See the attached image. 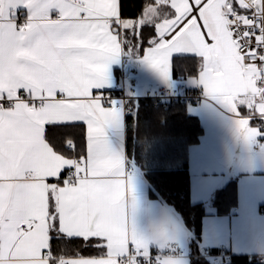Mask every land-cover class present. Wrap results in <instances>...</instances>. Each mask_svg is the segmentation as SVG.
<instances>
[{
	"label": "snow or ice",
	"instance_id": "obj_1",
	"mask_svg": "<svg viewBox=\"0 0 264 264\" xmlns=\"http://www.w3.org/2000/svg\"><path fill=\"white\" fill-rule=\"evenodd\" d=\"M134 5L0 0V264H181L152 256L163 231L129 225L135 190L107 138L121 111L101 91L122 55L165 79L198 58L189 75L237 134L264 135V0H142L128 17Z\"/></svg>",
	"mask_w": 264,
	"mask_h": 264
},
{
	"label": "crops",
	"instance_id": "obj_2",
	"mask_svg": "<svg viewBox=\"0 0 264 264\" xmlns=\"http://www.w3.org/2000/svg\"><path fill=\"white\" fill-rule=\"evenodd\" d=\"M136 62V65L133 62ZM135 70L136 72H133ZM198 74V73H197ZM125 76L137 81V92L145 95L160 86L185 84L189 88H200L194 77L176 79L173 72L165 79L157 70L134 60L131 55H122L109 69L107 83L102 92L111 89ZM188 82L190 84H188ZM121 111L117 125L107 130L108 143L123 158L125 178L130 177L134 187L136 208L131 207L132 195L127 197V214L130 227L138 232L154 237L163 231L164 236L150 239V249L166 243L168 247H181L185 255L175 256L181 264H192V242L195 233L184 223L181 215L159 197L151 195V186L144 173L129 159L126 146L127 116ZM188 113L199 118L203 126L200 141L190 147L189 170L191 198L194 203H202L206 208L202 233L197 239L199 249L209 246L213 252L225 250L232 255H259L264 253V146L257 149L261 136L247 143L236 132L233 116L226 107L206 98L199 106H188ZM247 115V109L241 116ZM252 126L261 127L259 121ZM235 182L237 204L227 213H219L213 204L215 193ZM167 248V247H166ZM215 264H224L208 257ZM113 264H119L114 259Z\"/></svg>",
	"mask_w": 264,
	"mask_h": 264
},
{
	"label": "trees",
	"instance_id": "obj_3",
	"mask_svg": "<svg viewBox=\"0 0 264 264\" xmlns=\"http://www.w3.org/2000/svg\"><path fill=\"white\" fill-rule=\"evenodd\" d=\"M142 0H135L126 15L133 17L139 10ZM148 33L145 32V36ZM131 55V54H126ZM134 60L138 58L131 55ZM199 71L198 58L178 62L173 76L183 79ZM133 109L127 119L126 146L129 159L144 173L151 186V195L159 197L174 208L184 223L195 233L192 242V264H215L208 257L199 256L197 239L202 233V224L206 208L202 203H194L191 198L189 151L198 143L203 134V126L198 117L188 113V105L172 103L167 109L154 108L150 101H132ZM60 130L56 139H61ZM77 132L80 130L77 129ZM82 144L81 141H77ZM235 182L219 189L213 198V204L219 213H227L237 204ZM80 242L74 241L73 247ZM91 254L86 250L85 255ZM224 264H264L255 255H233L232 260Z\"/></svg>",
	"mask_w": 264,
	"mask_h": 264
},
{
	"label": "built area",
	"instance_id": "obj_4",
	"mask_svg": "<svg viewBox=\"0 0 264 264\" xmlns=\"http://www.w3.org/2000/svg\"><path fill=\"white\" fill-rule=\"evenodd\" d=\"M133 72L136 71L133 70ZM124 80L125 76H122L121 82L115 84L111 89L104 91L103 93L105 98L114 102L117 108L122 109L127 117L133 112L130 105V102L132 101L147 100L151 102L154 108L167 109L172 103L177 102L197 107L206 98V95L200 88H189L182 83L174 86H160L155 90L147 92L145 95H139L137 92L136 79L130 77L128 79V84H126ZM128 124H130V122L127 119V125ZM261 127H264V125H261ZM263 146L264 135L258 140L256 148L259 149ZM261 213L264 214V209L261 210ZM158 253L179 256L187 254V251L181 247H167L164 249L155 247L151 250L153 257ZM199 256L212 257L215 261L228 263L232 260L233 255L225 250L213 252L209 246H203L200 249ZM257 259L264 262V253L257 255ZM144 264H147V262H144Z\"/></svg>",
	"mask_w": 264,
	"mask_h": 264
},
{
	"label": "water",
	"instance_id": "obj_5",
	"mask_svg": "<svg viewBox=\"0 0 264 264\" xmlns=\"http://www.w3.org/2000/svg\"><path fill=\"white\" fill-rule=\"evenodd\" d=\"M133 64L136 65V62L134 61Z\"/></svg>",
	"mask_w": 264,
	"mask_h": 264
},
{
	"label": "rangeland",
	"instance_id": "obj_6",
	"mask_svg": "<svg viewBox=\"0 0 264 264\" xmlns=\"http://www.w3.org/2000/svg\"><path fill=\"white\" fill-rule=\"evenodd\" d=\"M188 84H190V83L188 82Z\"/></svg>",
	"mask_w": 264,
	"mask_h": 264
}]
</instances>
